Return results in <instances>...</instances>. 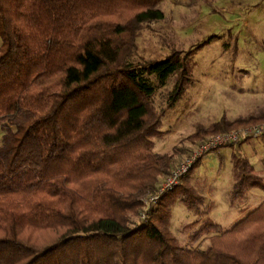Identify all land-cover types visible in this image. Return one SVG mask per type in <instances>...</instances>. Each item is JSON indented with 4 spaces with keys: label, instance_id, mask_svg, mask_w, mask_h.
<instances>
[{
    "label": "trees",
    "instance_id": "16d2710c",
    "mask_svg": "<svg viewBox=\"0 0 264 264\" xmlns=\"http://www.w3.org/2000/svg\"><path fill=\"white\" fill-rule=\"evenodd\" d=\"M161 0H0V264H264V201L225 228L207 217L182 243L171 208L203 201L189 173L152 206L147 196L191 154L155 151L165 109L156 91L176 76L173 107L211 39L160 59L134 58ZM264 121L225 114L204 141ZM234 198L262 178L233 155ZM210 234L205 247L196 243Z\"/></svg>",
    "mask_w": 264,
    "mask_h": 264
},
{
    "label": "rangeland",
    "instance_id": "374dc122",
    "mask_svg": "<svg viewBox=\"0 0 264 264\" xmlns=\"http://www.w3.org/2000/svg\"><path fill=\"white\" fill-rule=\"evenodd\" d=\"M157 6L164 17L141 31L136 60L187 51L213 36L195 54L191 82L176 104L168 106L176 76L155 94L157 105L165 109L163 135L155 139V151L170 152L184 144L193 149L191 154L179 156L176 169L194 158L213 136L195 143L189 140L199 125L208 126L224 114L234 119L264 109V0H161ZM244 141L243 147L238 146ZM232 154L247 158L264 182L263 140L245 139L195 157L183 177L196 166L189 182L203 195V201L198 208L189 209L178 200L171 208L170 229L182 243L188 242L189 235L207 217L228 228L264 201L263 187H252L243 197L232 199L236 179ZM209 238L206 233L196 244L205 247Z\"/></svg>",
    "mask_w": 264,
    "mask_h": 264
},
{
    "label": "built area",
    "instance_id": "2783aa9c",
    "mask_svg": "<svg viewBox=\"0 0 264 264\" xmlns=\"http://www.w3.org/2000/svg\"><path fill=\"white\" fill-rule=\"evenodd\" d=\"M249 138L264 140V122L260 124H255L250 127L235 129L232 131L213 135L210 139H208L205 143H203L201 148L198 151H196L195 153L196 156L195 155L194 156L199 157L207 151L215 150L223 146L234 145L237 144L239 141ZM194 158L192 157V159L190 158L186 162H183L176 169L174 168L171 174L166 176V178L163 180L165 182L158 187L156 192L146 197L145 211L142 213V217L144 219L146 218L149 209L152 206L157 205L162 196L173 190L180 183L183 175L191 167Z\"/></svg>",
    "mask_w": 264,
    "mask_h": 264
},
{
    "label": "crops",
    "instance_id": "0c3cea01",
    "mask_svg": "<svg viewBox=\"0 0 264 264\" xmlns=\"http://www.w3.org/2000/svg\"><path fill=\"white\" fill-rule=\"evenodd\" d=\"M264 141V140H263ZM247 141H244V142H242L241 144H239L238 146H240V147H243V145L246 143ZM233 155L234 154H232V159H233Z\"/></svg>",
    "mask_w": 264,
    "mask_h": 264
}]
</instances>
